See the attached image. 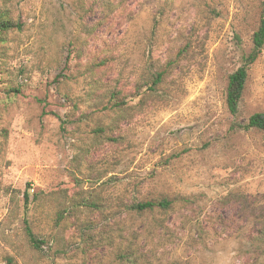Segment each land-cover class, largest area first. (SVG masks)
Listing matches in <instances>:
<instances>
[{"label": "rangeland", "instance_id": "1", "mask_svg": "<svg viewBox=\"0 0 264 264\" xmlns=\"http://www.w3.org/2000/svg\"><path fill=\"white\" fill-rule=\"evenodd\" d=\"M263 6L0 0V264H264Z\"/></svg>", "mask_w": 264, "mask_h": 264}, {"label": "trees", "instance_id": "2", "mask_svg": "<svg viewBox=\"0 0 264 264\" xmlns=\"http://www.w3.org/2000/svg\"><path fill=\"white\" fill-rule=\"evenodd\" d=\"M14 29H20L18 23H14L6 17L0 16V37L6 35L9 31ZM251 50L248 55L243 59V64L238 67L234 72H232L227 78V84L225 88V106L230 116L234 117L238 113L239 103L241 101L247 77H248V68L251 64L255 62L260 51L264 45V6L261 9L260 19L257 29L253 32L251 37ZM161 82V75L157 76L152 80V87H155ZM113 108H120L124 101L118 100L113 95L111 97ZM244 130L254 129L259 132L264 133V112L252 114L247 123L243 126ZM27 198V196H25ZM172 207V201L169 199L162 200H148L142 201L133 206V209L136 212L143 213L147 211H153L154 209H160L163 211L170 210ZM26 236L29 240L30 245L34 249H39V245L42 242L38 241L31 231L25 227ZM6 264H14L11 259L6 261Z\"/></svg>", "mask_w": 264, "mask_h": 264}]
</instances>
